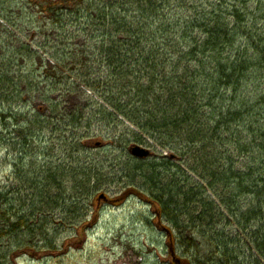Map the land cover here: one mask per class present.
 Returning a JSON list of instances; mask_svg holds the SVG:
<instances>
[{"label": "trees", "instance_id": "trees-1", "mask_svg": "<svg viewBox=\"0 0 264 264\" xmlns=\"http://www.w3.org/2000/svg\"><path fill=\"white\" fill-rule=\"evenodd\" d=\"M0 20V93L4 102L20 101L33 115L23 125L26 140L34 125H49L54 117L83 124L86 112L78 105L69 113L63 90L91 91L103 117L125 125L135 141L145 136L167 150L164 159L169 156L172 167L174 159L186 167L178 168L184 187L173 176L162 194L137 191L156 211L174 263L240 264L233 249L238 236L225 229L196 233L202 224H195L190 210L200 201L204 223L231 226L227 219L240 214L242 220H260L264 232V202L244 211L231 204L264 194V0H0ZM23 20L36 29L26 34L33 43L19 37ZM35 91L41 103L33 109ZM8 112L1 107L5 146L7 122L17 119ZM89 191L92 204L94 187ZM185 211L188 223L179 226ZM0 215L5 221L0 236L24 224L22 219L10 224L5 210ZM251 241L263 254L264 240ZM179 245L188 257L175 254Z\"/></svg>", "mask_w": 264, "mask_h": 264}, {"label": "rangeland", "instance_id": "rangeland-1", "mask_svg": "<svg viewBox=\"0 0 264 264\" xmlns=\"http://www.w3.org/2000/svg\"><path fill=\"white\" fill-rule=\"evenodd\" d=\"M27 24L25 20L19 24L24 29L19 37L33 43L26 34L31 35L36 29ZM1 32L0 26V36ZM146 43L144 41L142 46ZM39 61L40 58L35 60L36 65ZM40 74L43 73H37L36 82L41 83L40 89H43L45 82ZM63 91L69 113L79 105L86 112L87 120L76 126L54 117L49 125H34L28 141L23 125L33 115L27 113L28 107L20 101L4 102L6 97L0 93V110L4 107L9 111L7 115L17 116V119L11 117L7 130L4 129L8 144L0 143V212H8L10 224L24 220L21 228L16 231L11 228L13 232L0 236V264H175L167 250L170 246L167 233L156 223V211L148 206L146 196L137 191L164 193L173 176L183 181L178 168L185 169V165L174 159L175 167H172L169 156L164 159L167 150L145 136L144 141H135L125 125L103 117L99 106L91 101L95 97L91 91L86 90L85 95ZM32 95L35 99L30 107L34 109L41 102L36 91ZM50 97L55 99V93ZM45 114L52 117L49 111ZM89 114L92 115L90 120ZM136 143L150 149L146 160L131 155L129 149ZM91 177L95 182L90 184ZM154 178L158 182L156 187L146 182ZM179 186L184 187V184L180 182ZM91 187H94L92 204ZM185 191L188 189L184 188ZM101 194L113 201L99 199ZM263 202L264 194H261L259 198H235L231 204L234 209L244 211L248 204L257 209L256 205ZM203 211L200 201L191 206V218L195 224H202L196 233L201 229L212 234L223 229L226 233L230 231L241 240L233 248L240 264H264V251L261 254L251 248V240H264V232L259 230L260 220L249 222L242 220L239 214L235 219L242 221L240 226L232 218L227 219L232 222L231 226L225 221L211 225L199 219ZM184 213L186 211L178 216L179 226L188 223V213L187 216ZM163 221L179 233L173 223ZM4 223L0 215V227ZM244 227H248L246 233ZM257 232L259 238H255ZM204 246L206 250L210 247L207 242ZM175 254L188 257L180 245Z\"/></svg>", "mask_w": 264, "mask_h": 264}, {"label": "water", "instance_id": "water-1", "mask_svg": "<svg viewBox=\"0 0 264 264\" xmlns=\"http://www.w3.org/2000/svg\"><path fill=\"white\" fill-rule=\"evenodd\" d=\"M130 152L133 156L137 157V158H148L151 154L150 149L145 148L141 145H134L130 148ZM105 199L106 200V196L105 195H101L100 199Z\"/></svg>", "mask_w": 264, "mask_h": 264}]
</instances>
